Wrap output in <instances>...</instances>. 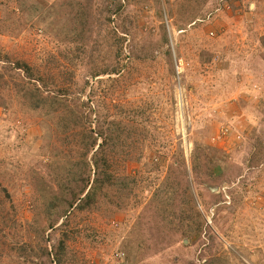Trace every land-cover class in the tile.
I'll return each mask as SVG.
<instances>
[{
    "label": "rangeland",
    "instance_id": "1",
    "mask_svg": "<svg viewBox=\"0 0 264 264\" xmlns=\"http://www.w3.org/2000/svg\"><path fill=\"white\" fill-rule=\"evenodd\" d=\"M108 10L127 67L94 78ZM0 52L75 105L0 107V264H264V0H0ZM110 122L133 146L70 208Z\"/></svg>",
    "mask_w": 264,
    "mask_h": 264
},
{
    "label": "trees",
    "instance_id": "2",
    "mask_svg": "<svg viewBox=\"0 0 264 264\" xmlns=\"http://www.w3.org/2000/svg\"><path fill=\"white\" fill-rule=\"evenodd\" d=\"M110 8V7H109ZM124 8V6H123ZM104 12H100L99 15L102 17ZM111 12L108 10V17L103 21L100 18L98 24L99 34L101 35V40L103 43L108 42L109 44L118 45V49L116 48V54L114 55L116 62L114 65L106 62V59L102 60V69H95L92 77L99 78L103 75H120L123 69L127 67V57L124 55L123 50V42L124 39L120 38L118 32L115 31L113 26V21L111 18ZM160 14L163 15V10H160ZM117 15V14H115ZM105 28V33L103 34V30ZM99 42H97V45ZM77 60L83 61V55H80V52L76 55ZM95 54L91 53L89 58L90 63L93 65ZM73 59V58H72ZM74 60V59H73ZM72 61V60H71ZM49 79L47 78V81ZM46 81V77L36 68L30 66L25 61L17 60L13 62L6 53L0 52V107L1 108H10L9 102L11 103L16 99L19 104H23L28 107L29 110L38 111L40 109L48 108L51 111L59 113L62 111V115H67L73 112L75 105H72V101L68 99L67 94H62L60 96L55 95L52 96L51 90L49 92H45V89H50V85ZM86 87L89 84L86 82ZM2 91H9L10 98L8 94H6V100H3L1 97ZM85 91V90H83ZM65 93L66 91H61ZM84 93V92H82ZM54 95V94H53ZM5 102L7 104H5ZM85 107V106H83ZM55 109V110H53ZM80 109V106H79ZM66 121V118H63ZM116 122L111 123L110 126L113 130L111 133H106L105 130L99 133V135L103 138V142L99 144L98 149V139L95 136L86 135V132L81 136V143L83 144V156L86 157L87 152L93 153L92 162H80L81 166L85 167L86 174H88V178H85L81 174L79 177V182L83 183V189L80 191L78 189L71 190V195L73 200L69 203L70 208L75 207L77 202L83 203L81 208L90 205L93 201H95L96 197L99 194L103 193L105 188V184L109 182L113 176L111 174L112 167L105 157L112 153L113 147L116 145V141L119 137L120 133H128L127 140L124 142L130 148L133 146L134 140L130 135V131L127 130V127H120L115 124ZM91 139V140H86ZM88 170V172H87ZM89 191L87 192V190ZM10 199L9 194H6ZM83 196H85L83 198Z\"/></svg>",
    "mask_w": 264,
    "mask_h": 264
},
{
    "label": "built area",
    "instance_id": "3",
    "mask_svg": "<svg viewBox=\"0 0 264 264\" xmlns=\"http://www.w3.org/2000/svg\"><path fill=\"white\" fill-rule=\"evenodd\" d=\"M227 133H228V130H226V131H222V135H223V136L227 135Z\"/></svg>",
    "mask_w": 264,
    "mask_h": 264
}]
</instances>
